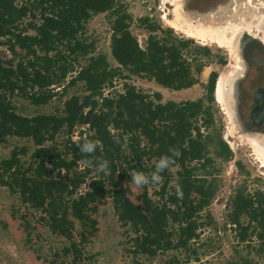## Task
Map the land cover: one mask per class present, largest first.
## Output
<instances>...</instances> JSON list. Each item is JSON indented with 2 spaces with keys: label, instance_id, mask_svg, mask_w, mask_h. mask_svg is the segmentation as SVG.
<instances>
[{
  "label": "trees",
  "instance_id": "obj_1",
  "mask_svg": "<svg viewBox=\"0 0 264 264\" xmlns=\"http://www.w3.org/2000/svg\"><path fill=\"white\" fill-rule=\"evenodd\" d=\"M101 12L106 13L110 28L109 53L117 64L114 68L108 67L103 54H93V41L84 32L89 18ZM26 15L37 18V22L26 24L32 34L17 28ZM130 20V14L116 0H0V39L6 38L14 54V47L23 52L14 64L0 59V143L8 136L29 138L37 166L45 173L62 170L66 179L59 182L54 177L27 174L28 170L19 165V152L12 149L8 157L0 159V184L16 194L22 204L42 211L40 217L49 232L67 241L54 251L50 264H77L89 259L83 255V244L96 231L93 215L101 204L105 181L110 186L118 221L129 224L134 234L133 252L152 256L160 248L185 246L196 235L198 211L212 195L203 176L209 174L206 167L212 155L227 159L231 154L220 133H214L208 113V104L213 102L215 71H210L206 79L203 97L193 100L160 102L159 92L143 93L126 83L121 92L103 94L104 87H111L112 79L122 70L126 76L153 80L167 89L188 88L197 82L201 57L210 53L205 46L177 38L169 30L158 36L159 27L147 17L137 18L147 30L145 45L140 47L129 30ZM67 76L61 89L79 82L81 92L65 98L59 114L27 116L15 111L12 95L19 93L32 105L43 104L53 95L49 86ZM79 125H85L88 133L83 136L80 132L76 139L70 138L73 127ZM60 130L66 135L62 153L53 143ZM115 135L121 144L114 142ZM82 137L99 141L95 157L109 162L110 174L97 173L95 165L83 164L76 146ZM125 140L126 148L121 146ZM173 147L181 152L172 166L176 167L175 184H180L183 198L177 197L174 184L160 206L144 191L140 195L142 206L134 204L121 184L119 164L123 162L135 171L147 173ZM91 171L98 176L87 178ZM81 184L85 189L79 192ZM229 203L227 216L234 225L236 243L249 248L254 256H239L232 262L256 264L255 260L264 258V192L238 189ZM241 216L246 222L240 221ZM74 220L79 227L76 239L72 233ZM168 223L173 226L175 243L166 229Z\"/></svg>",
  "mask_w": 264,
  "mask_h": 264
},
{
  "label": "rangeland",
  "instance_id": "obj_2",
  "mask_svg": "<svg viewBox=\"0 0 264 264\" xmlns=\"http://www.w3.org/2000/svg\"><path fill=\"white\" fill-rule=\"evenodd\" d=\"M205 0H180L185 12L193 9H200L205 5ZM116 4H121L124 10L130 14L131 20L129 30L135 36L140 47H144L147 30L137 22L139 17H147L150 22L158 26L156 29L158 36L163 35L164 30H169L172 35L180 39L190 40L192 44L205 46L209 49V55L201 57L202 64L197 74V82L190 88L191 90L180 89L171 90L159 86L153 80L135 75H117L112 79V86H105L103 94H113L121 92L124 83L133 85L143 93H160V102L166 100L181 101L202 98L204 95V84L210 71L216 72V77H223L228 80V73L233 68H237L236 59L231 51L225 47L219 46L214 42L201 41L188 36L182 30L175 29L167 24L165 17L172 19V0H116ZM37 22V18L26 15L17 23V28L24 29L27 34H32L33 30L27 27V22ZM85 35L93 41V54H103L109 68L117 66L109 53V35L110 28L106 19V13L101 12L92 15L85 24ZM0 59L4 63L16 62L23 52L14 47L15 54L9 49L6 38H1ZM230 71V72H229ZM58 74L56 70H53ZM126 76L122 78L121 76ZM257 72L253 65H249L246 79L240 82V86L245 89L246 83ZM218 77V78H219ZM68 76L50 85L52 96L40 105L28 103L25 96L16 93L10 97L15 111L22 115H32L34 113H54L59 114L62 109V103L65 98L72 94L81 92V83L65 85L64 90L61 84H65ZM26 90H29L26 87ZM215 97V95H214ZM208 105V113L211 119V127L215 128L214 133H220L221 139L226 143L231 154L227 159L212 155V159L206 169L209 174L203 175L210 184L212 195L208 202L198 211L197 228L195 237L187 241L185 246H176L172 248H160L151 255L133 252L132 250V230L129 224H122L118 221L110 199V186L104 182V191L101 204L98 205L96 213L93 215L96 220V231L90 237L89 241L83 244L84 258L77 264H233L239 256H248L254 258L249 248L242 243H236L233 226L228 219L230 209L229 198L238 189L244 192H254L262 190L264 192V166L256 158L252 148L246 141V137L252 136L240 131L231 121L222 104L216 101ZM246 103L248 99L246 98ZM207 104V103H206ZM247 107L240 105L238 116L242 123L247 122ZM232 118V115H231ZM233 119V118H232ZM200 122V121H199ZM83 136L87 134L85 125L73 127L70 138L76 139L79 133ZM232 133V135H231ZM228 134V135H227ZM66 135L64 130H60L54 136L53 143L57 145L58 152H63V144ZM49 145V142H45ZM34 148L29 138L8 136L4 142L0 143V159L9 156L12 149L17 150L19 165L27 169V174L39 175V178L54 177L59 182L65 181L64 171L57 173H45L37 166V159L31 156ZM43 164L47 167L46 161ZM127 164L121 162L118 166L119 173L122 174L121 184L126 188L127 197L139 206H142L140 195L142 191L155 204L160 206L170 191V187L175 184L176 174L175 166L168 169L167 175L162 176V182L158 184H148L143 187H137L128 174ZM200 169L197 171L199 173ZM152 171L148 170L147 173ZM94 171H91L87 178L96 177ZM202 176V175H201ZM85 185L81 184L77 191L81 192ZM63 195V194H62ZM61 196V195H60ZM65 195L62 196L64 201ZM193 197V195L191 196ZM195 198L193 197V204ZM42 211L31 209V207L22 204L16 194H12L8 189L0 184V264H50L54 257V251L67 244V241L59 235H55L47 229L44 221L41 219ZM245 217L241 216L240 221L246 222ZM73 236L77 238L79 230L78 223L73 221ZM166 229L171 232L170 240L175 243L176 235L172 224L168 223ZM67 260V259H66ZM256 264H264V258L255 260ZM239 264V263H237Z\"/></svg>",
  "mask_w": 264,
  "mask_h": 264
},
{
  "label": "flooded vegetation",
  "instance_id": "obj_3",
  "mask_svg": "<svg viewBox=\"0 0 264 264\" xmlns=\"http://www.w3.org/2000/svg\"><path fill=\"white\" fill-rule=\"evenodd\" d=\"M244 1L245 0H205V5L203 7L201 5L200 9H193L188 13L183 10L181 3L180 8L183 16L190 21L219 26L228 20L230 21V19L233 22L237 20L238 16H234L233 18L231 12L235 5H241ZM249 32H246L242 28L233 37V45H235L238 55V59L235 58V61L238 65L237 68L232 69V72L229 71L230 73L228 74L230 75L223 91L225 95V92L227 93L229 88L232 87L233 82L236 81L235 88H231L232 96L235 100L232 115L233 122H235L238 129L245 134H250L252 132V136L248 137L255 138L264 144V22L261 25L260 31H256L254 27ZM216 44L219 45L218 43ZM219 46L225 47L224 45ZM225 48L228 49L227 47ZM249 65H253L257 75L247 81L244 89L240 86V82L246 79ZM218 77L219 76L215 78L216 82ZM214 85L213 89L214 87L216 88L215 82ZM246 98L248 99V103H246ZM240 105L241 107H247L248 120L246 123H242L239 119L238 110Z\"/></svg>",
  "mask_w": 264,
  "mask_h": 264
},
{
  "label": "bare ground",
  "instance_id": "obj_4",
  "mask_svg": "<svg viewBox=\"0 0 264 264\" xmlns=\"http://www.w3.org/2000/svg\"><path fill=\"white\" fill-rule=\"evenodd\" d=\"M172 2L174 5L172 10V19L165 17V21L168 25L175 29L182 30L188 36L196 38L197 40L216 42L219 45H224L233 53V56L236 59H238V55L235 45H233V37L235 34L242 28L246 32L251 31L254 27L256 31H260L261 25L264 22V0H245L241 5H235L231 15L233 18L234 16H238L237 20L233 22L230 19V21L228 20L229 22L227 21L219 26L190 21L185 18L181 12L180 0H172ZM226 82L227 80L222 76L218 78L215 88V97L216 101L222 104V107H224L227 112L231 124H233L234 120L231 118V113L227 106L223 91ZM246 139V141L249 142L248 144L252 148L256 158H258L262 166H264V144L255 138L247 137Z\"/></svg>",
  "mask_w": 264,
  "mask_h": 264
},
{
  "label": "clouds",
  "instance_id": "obj_5",
  "mask_svg": "<svg viewBox=\"0 0 264 264\" xmlns=\"http://www.w3.org/2000/svg\"><path fill=\"white\" fill-rule=\"evenodd\" d=\"M114 142L121 144V139L118 135L113 137ZM76 146L79 148L81 156L83 157V164L88 167H93L97 173H104L105 175L110 174L109 172V162L107 160L95 157V153L99 146V141L90 140L86 137H82L81 140L76 141ZM122 147H127V141L121 145ZM181 156V152L178 148H170L169 154L164 155L159 158L154 166V170L150 173L138 172L134 169H129L128 174L131 176L132 182L137 187H143L148 184H158L162 182L161 173L165 170L171 168L175 163V160ZM175 193L178 198H183V191L179 183L174 185Z\"/></svg>",
  "mask_w": 264,
  "mask_h": 264
},
{
  "label": "water",
  "instance_id": "obj_6",
  "mask_svg": "<svg viewBox=\"0 0 264 264\" xmlns=\"http://www.w3.org/2000/svg\"><path fill=\"white\" fill-rule=\"evenodd\" d=\"M215 83H216V81H215ZM235 83H236V81L233 82L232 87H230L229 90L227 91V93L225 92V95H224L226 103H227V106H228V108L230 110L231 115H233V107L235 106V100H234V98L232 96L231 88L232 89L235 88ZM214 93H215V87L213 89V97H214ZM214 100H215V97H214ZM231 107H232V109H231Z\"/></svg>",
  "mask_w": 264,
  "mask_h": 264
},
{
  "label": "crops",
  "instance_id": "obj_7",
  "mask_svg": "<svg viewBox=\"0 0 264 264\" xmlns=\"http://www.w3.org/2000/svg\"><path fill=\"white\" fill-rule=\"evenodd\" d=\"M191 87V86H190ZM190 87H188V88H185L186 90H191V88Z\"/></svg>",
  "mask_w": 264,
  "mask_h": 264
}]
</instances>
